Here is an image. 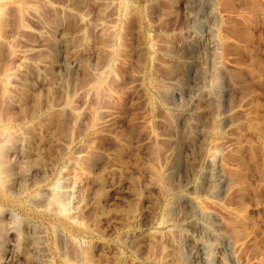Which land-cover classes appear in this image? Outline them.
I'll return each mask as SVG.
<instances>
[{"label":"rangeland","instance_id":"rangeland-1","mask_svg":"<svg viewBox=\"0 0 264 264\" xmlns=\"http://www.w3.org/2000/svg\"><path fill=\"white\" fill-rule=\"evenodd\" d=\"M135 262L264 264V0H0V264Z\"/></svg>","mask_w":264,"mask_h":264},{"label":"bare ground","instance_id":"bare-ground-1","mask_svg":"<svg viewBox=\"0 0 264 264\" xmlns=\"http://www.w3.org/2000/svg\"><path fill=\"white\" fill-rule=\"evenodd\" d=\"M209 1H211V0H209ZM207 2V4H208V1H206ZM204 3V2H203ZM202 3V4H203ZM201 3H200V6L202 5ZM209 4H210V2H209ZM199 6V7H200ZM198 7V8H199ZM207 7H209V6H207ZM76 8V7H75ZM203 8V7H202ZM209 8H211V7H209ZM208 8V9H209ZM200 10H201V8H199ZM203 10V9H202ZM210 10V9H209ZM211 11H212V8H211ZM210 11H208L207 13H208V15L210 14L209 13ZM206 13V14H207ZM213 14V13H212ZM212 14H211V17H213L212 16ZM214 15V14H213ZM204 17V16H203ZM206 18H207V15H206ZM209 18V17H208ZM199 20V19H198ZM201 20V19H200ZM204 20V19H203ZM207 20V19H206ZM207 21H211L210 20V18H209V20H207ZM203 23H204V21H203ZM207 24V23H206ZM205 24V25H206ZM212 24H213V22H212ZM212 24H208V28L206 29L208 32V37H209V45H207V46H209L210 48H209V51H210V59H208L207 60V57H205L206 55L204 54V52H203V49L201 48V50H200V48L198 49V51L199 52H196L198 55H196L194 58L193 57H191V59H192V61H190L189 60V67H188V74L189 75H191V77H193L195 80H198L199 81V83H200V81H202V82H207V80H211V82H212V80H216L217 79V73H216V70H215V64H216V59H215V55H214V48H216L217 46V44L216 43H218V41H217V38H215L216 36H214V32L215 31H213V26H212ZM197 26V25H196ZM198 28V27H197ZM200 29V28H199ZM202 36V35H201ZM206 37V36H205ZM207 37V38H208ZM197 39V38H196ZM201 39H203V37L201 38ZM197 41H199L198 39H197ZM217 41V42H216ZM200 42V41H199ZM216 46V47H215ZM206 48H208V47H206ZM204 50H205V48H204ZM205 51H207V50H205ZM208 52V51H207ZM208 54V53H207ZM195 55V54H194ZM208 55V56H209ZM191 56V55H190ZM184 57V56H183ZM187 57V56H186ZM217 58V57H216ZM141 75V74H140ZM139 75V76H140ZM183 78V77H182ZM148 81H149V79L148 78H146ZM176 79V78H175ZM185 79V78H184ZM192 79V78H191ZM151 81V84H153V81L152 80H150ZM155 81V80H154ZM185 81V80H184ZM220 81V80H219ZM157 82V81H156ZM180 82V81H179ZM183 82V81H182ZM208 82H210V81H208ZM216 82V81H215ZM214 82V83H215ZM148 83V82H147ZM213 83V82H212ZM156 84V83H155ZM155 84L153 85L154 87H155ZM204 84V83H203ZM209 84V83H208ZM220 84V83H219ZM218 84V85H219ZM205 85V84H204ZM217 85V84H216ZM218 85H217V87H218ZM153 86H151V88H153ZM170 86V85H169ZM177 86V85H176ZM200 86V85H199ZM214 87V86H213ZM216 87V88H217ZM220 87V86H219ZM157 89V88H156ZM166 91V90H165ZM168 91V90H167ZM152 92V91H151ZM150 92V93H151ZM159 92V91H158ZM219 91L217 90V93H218ZM153 93V92H152ZM151 93V94H152ZM221 93V92H220ZM157 94H160L159 96H161V93H157ZM164 95V94H163ZM167 95H169L168 93H167ZM151 96V95H150ZM155 97H157V96H155ZM154 97V95L150 98V101H151V99H153V100H155L156 98ZM164 97H166L165 95H164ZM220 97V96H219ZM167 98V97H166ZM162 98H160V100H161ZM158 100H159V98H158ZM168 100V99H167ZM156 101V100H155ZM162 101V100H161ZM160 101V102H161ZM153 104H155L154 103V101L152 102ZM188 146V145H187ZM178 148V147H177ZM187 149H188V147H187ZM174 151H176V150H174ZM175 153V152H174ZM172 154V153H171ZM102 155V154H101ZM180 155V154H179ZM178 155V156H179ZM184 155V154H183ZM177 155H176V157H178ZM95 157H93V159H94ZM179 158H180V156H179ZM186 158H188V157H186ZM93 159H91L92 160V162H93ZM99 159V158H98ZM175 159V158H174ZM168 161H170L169 159H167ZM166 160V161H167ZM97 161H99V160H97ZM165 161V162H166ZM181 162V161H180ZM183 162V161H182ZM90 164V163H89ZM166 163H164V165H165ZM175 164H180L179 162L178 163H176L175 162V160L173 161V162H171V167H174L175 166ZM182 164V163H181ZM190 162H189V159H186L185 160V162L182 164V165H180V173H181V177H182V179L184 180V183L186 182L185 180H186V178H187V173H188V171H189V168L191 167L190 166ZM163 165V166H164ZM90 167V171L92 172V171H94L96 168H97V166H98V164L95 162V160H94V162L93 163H91L90 165H89ZM100 166V165H99ZM99 168V167H98ZM101 169V168H100ZM99 170V169H98ZM164 170H166V171H164ZM167 170H170V162H168L166 165H165V167L163 168V170L162 171H164V172H166L165 174H167ZM174 170V169H173ZM161 171V172H162ZM109 172V171H108ZM164 172H162L163 173V175H164ZM90 173V172H89ZM169 173V172H168ZM90 175V174H89ZM108 175H110V173H108ZM182 180V181H183ZM106 182V181H105ZM221 182H223V181H221ZM209 185H210V182H209ZM105 186H106V188L108 189V191H112V192H116L117 193V188H116V186L113 184V183H111V182H108V183H106L105 184ZM148 187V186H147ZM208 187V186H207ZM210 188V187H209ZM209 188H208V190H209ZM214 188V187H213ZM212 188V189H213ZM207 189V188H206ZM211 189V188H210ZM126 190V189H125ZM125 190H120V192H121V198H122V200L124 199V196L127 194V192L125 193ZM150 192V191H149ZM118 194V193H117ZM120 194V193H119ZM118 194V195H119ZM92 195V191L90 190V189H87L86 191H85V194H84V196H86V197H90ZM115 195V193H113V195L112 196H114ZM128 195V194H127ZM130 195V194H129ZM115 197H116V195H115ZM127 197V196H126ZM185 197H187V195H185ZM117 198V197H116ZM119 198V197H118ZM150 198V197H149ZM190 197H189V195H188V199H189ZM181 199H182V197H181ZM187 198H183L182 199V201L184 200V202L186 203V206H187V203L189 202V200H188ZM190 199H192V198H190ZM144 200V201H143ZM142 201L143 202H145V204H147L148 203V199L147 198H143L142 199ZM142 201H141V203H142ZM119 202H122V201H119ZM152 202V201H151ZM192 203V202H191ZM141 205V204H140ZM149 206H150V203L148 204ZM163 205V204H162ZM167 206H168V204H166ZM181 205H182V203H181ZM144 206V205H143ZM142 206V207H143ZM145 206H147V205H145ZM148 206V207H149ZM164 206L165 205H163V207H162V209L164 208ZM150 208V207H149ZM140 209H142L143 210V208H140ZM146 209V208H145ZM161 209V210H162ZM169 209V208H168ZM164 210H166L167 211V209H165L164 208ZM163 210V211H164ZM170 210V209H169ZM169 210H168V212H169ZM139 211V210H138ZM150 211V210H149ZM166 211H164V213H167ZM143 212V211H142ZM148 212V211H147ZM145 213V215H146V212H144ZM170 213V212H169ZM186 213H187V211H186ZM185 213V214H186ZM190 213V212H189ZM134 214V213H133ZM184 214V215H185ZM194 214V213H193ZM192 214V215H193ZM161 215H163V214H161ZM170 215V214H169ZM184 215H182V216H184ZM187 215H189V214H187ZM192 215H190V216H192ZM195 215V214H194ZM140 216H142V213L141 212H136V214L135 215H133L132 217H131V219H132V221H136L137 223H138V221L141 219V217ZM190 216H189V218H187V222L188 223H191L192 225H193V232L195 233V234H198L197 236H199V238L197 237V239H195L194 238V234H185L186 235V237H185V241H184V239L181 241V239H180V241L181 242H185L184 244H185V246H186V248H187V250H186V252H187V257L189 258V259H194V261H196V260H198V261H204L203 260V256H204V254L206 253V252H204L203 253V250L204 251H207L206 249H203V242H202V240H201V238L203 239V237H201L200 238V236H201V234L203 233L202 231H203V227H206V224H205V221L203 222L204 224L203 225H205V226H201V223H197V221L196 220H198V219H196V220H192L191 218H190ZM198 216H200V214L198 215ZM197 215H196V218L198 217ZM202 216V215H201ZM185 217V216H184ZM186 217H188V216H186ZM193 217V216H192ZM195 217V216H194ZM145 218V217H144ZM168 218V217H167ZM162 219V218H161ZM185 219V218H184ZM194 219V218H193ZM200 219V218H199ZM202 220H204L203 218H201ZM145 220V219H144ZM162 220H165V218H163ZM169 220V219H168ZM186 220V219H185ZM182 221V220H181ZM135 222V223H136ZM140 222H141V220H140ZM143 222V221H142ZM145 222V221H144ZM169 222V221H168ZM186 222V221H185ZM202 222V221H201ZM133 224V223H132ZM143 224V223H142ZM182 224H184V222H182ZM186 224V223H185ZM184 224V225H185ZM187 226V225H186ZM135 227V226H134ZM136 227H138V226H136ZM141 227V226H140ZM207 227H209V226H207ZM142 228V227H141ZM134 229V228H133ZM138 229V228H137ZM208 228H206V230H207ZM205 231V230H204ZM131 232V231H130ZM137 232H140V231H137ZM141 232H142V230H141ZM159 232V231H158ZM188 232H190V231H188ZM202 232V233H201ZM133 233V232H132ZM135 234V233H134ZM126 235H128V234H126ZM143 235V234H142ZM141 235V236H142ZM152 235H154V234H152ZM156 235V234H155ZM169 235V234H168ZM184 235V236H185ZM129 236V235H128ZM133 236V235H132ZM170 236V235H169ZM205 236V235H204ZM207 236V235H206ZM153 237V236H152ZM156 237V236H155ZM157 237H158V234H157ZM156 237V238H157ZM128 238V237H127ZM126 238V239H127ZM132 238V237H131ZM137 238H139L138 236H137ZM137 238H136V240H137ZM158 238H160V236L158 237ZM184 238V237H183ZM135 239V238H134ZM134 239H133V241H134ZM141 239V238H140ZM154 239V238H153ZM128 240H130V239H128ZM178 240V239H177ZM204 240V239H203ZM131 241V240H130ZM129 241V242H130ZM160 241H161V239H160ZM159 241V242H160ZM180 241L177 243L176 242V240H175V242L177 243V245L179 246L180 244ZM127 242V241H126ZM129 242H127L128 243V246L129 245H131V243H129ZM136 242V241H135ZM139 242V241H138ZM153 242L155 243L156 242V240L154 241L153 240ZM158 242V240H157V244H156V247H154V252L157 250V252H159V253H162L161 251L163 250L164 251V249H163V245H164V243L163 244H161V243H159ZM153 243V244H154ZM132 244L134 245V243L132 242ZM126 245V244H125ZM182 245V244H181ZM204 245H206L205 243H204ZM184 246V247H185ZM182 247H183V245H182ZM183 247V248H184ZM136 248V247H135ZM156 248V249H155ZM206 248V247H205ZM39 249V248H38ZM185 249V248H184ZM37 250V249H36ZM132 250H135L136 251V249H132ZM134 251V252H135ZM157 252H155L156 254H157ZM162 255V254H161ZM154 256V255H153ZM183 256H184V253H183ZM207 256V255H206ZM159 257V256H158ZM155 258V257H154ZM181 259H184V258H181ZM196 259V260H195ZM183 262V261H182ZM181 262V263H182ZM197 262V261H196ZM140 263V262H139ZM205 263V262H204ZM203 263V264H204ZM133 264H137L136 262L135 263H133ZM187 264V263H186ZM207 264V263H206Z\"/></svg>","mask_w":264,"mask_h":264}]
</instances>
